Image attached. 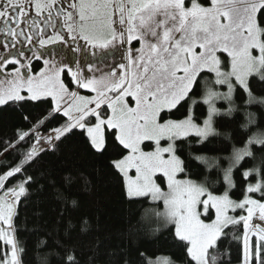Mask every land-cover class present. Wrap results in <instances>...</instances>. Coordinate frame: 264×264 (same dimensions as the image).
<instances>
[{
    "label": "snow or ice",
    "instance_id": "1",
    "mask_svg": "<svg viewBox=\"0 0 264 264\" xmlns=\"http://www.w3.org/2000/svg\"><path fill=\"white\" fill-rule=\"evenodd\" d=\"M0 264H264V0H0Z\"/></svg>",
    "mask_w": 264,
    "mask_h": 264
},
{
    "label": "trees",
    "instance_id": "2",
    "mask_svg": "<svg viewBox=\"0 0 264 264\" xmlns=\"http://www.w3.org/2000/svg\"><path fill=\"white\" fill-rule=\"evenodd\" d=\"M8 119H11L8 117ZM76 165L92 170L91 162L87 158H81L75 161ZM95 191L86 194L83 200V211L99 219L102 229L114 232L124 226V224L138 211L139 205L129 206L122 202L116 189L106 176L94 177ZM145 226L151 225V219L144 218ZM150 252H156L157 257L164 258L171 251L167 246L153 245L146 243L144 245Z\"/></svg>",
    "mask_w": 264,
    "mask_h": 264
}]
</instances>
